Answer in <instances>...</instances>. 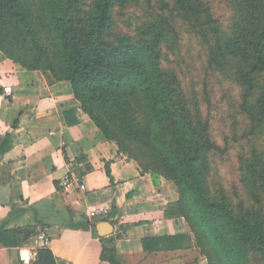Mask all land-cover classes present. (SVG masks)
Returning a JSON list of instances; mask_svg holds the SVG:
<instances>
[{
  "label": "trees",
  "instance_id": "1",
  "mask_svg": "<svg viewBox=\"0 0 264 264\" xmlns=\"http://www.w3.org/2000/svg\"><path fill=\"white\" fill-rule=\"evenodd\" d=\"M131 1L0 0V52L43 73L49 84L68 82L105 139L143 173L174 186L178 199L165 216L183 219L191 236L152 241H169L172 250L193 245L207 264H264V150L254 146L240 160L239 191H228L219 179L225 146L213 138L212 118L193 90L162 67L160 50L165 36L175 34L164 16L170 12L203 46L207 67L237 83L258 141L264 134L259 132L264 129V18L254 20L250 36H237V24L223 25L204 0H171L159 8L165 34L148 25L132 36L122 29L125 20L122 25L115 17V10ZM9 139L8 134L0 138V156ZM98 222L70 214L67 225L96 235ZM36 232L35 227L1 228L0 245L22 246ZM100 260L125 264L114 248L102 247ZM34 264H57V259L43 249Z\"/></svg>",
  "mask_w": 264,
  "mask_h": 264
},
{
  "label": "crops",
  "instance_id": "2",
  "mask_svg": "<svg viewBox=\"0 0 264 264\" xmlns=\"http://www.w3.org/2000/svg\"><path fill=\"white\" fill-rule=\"evenodd\" d=\"M6 134L9 149L0 156V229L46 230L57 264H108L100 260L102 247L114 248L125 264L206 262L193 245L172 250L169 241H152L191 236L183 219L165 216L177 201L170 183L143 173L105 139L68 82L49 84L43 73L28 71L0 52V138ZM70 173L77 180L65 184ZM70 214L109 222L112 234L71 229ZM31 248V240L14 248L0 245V264H21L20 254Z\"/></svg>",
  "mask_w": 264,
  "mask_h": 264
},
{
  "label": "rangeland",
  "instance_id": "3",
  "mask_svg": "<svg viewBox=\"0 0 264 264\" xmlns=\"http://www.w3.org/2000/svg\"><path fill=\"white\" fill-rule=\"evenodd\" d=\"M204 2L223 25L237 24L233 26L237 36L243 34L245 37L250 36L254 20L264 18V0H204ZM164 4H171V0H132L126 9L117 8L115 17L121 20L122 25H125L122 22L125 20L128 26L122 29L128 35H136L148 25H152L154 31L160 30L165 34L166 26L163 24L161 30L159 11ZM164 16L173 25L175 34L166 35L164 43L160 45L161 65L172 70L180 83H185L186 87L193 90L191 92L203 102L205 114L212 118L213 138L221 146H225L226 152L219 164L222 167L219 179L228 191L233 192L234 189L239 191L240 160H245L254 146L264 150V134L258 141L256 138L253 139L255 132L241 107V91L237 83L207 67L203 46L182 20L174 19L170 12ZM232 16L233 19L230 20ZM262 131L264 129L259 132ZM159 178L161 177L156 179ZM170 185L176 192L174 186L171 183ZM203 264H207V261Z\"/></svg>",
  "mask_w": 264,
  "mask_h": 264
},
{
  "label": "built area",
  "instance_id": "4",
  "mask_svg": "<svg viewBox=\"0 0 264 264\" xmlns=\"http://www.w3.org/2000/svg\"><path fill=\"white\" fill-rule=\"evenodd\" d=\"M7 93L10 95V92L7 91ZM77 180V177L75 174L70 173L68 174L65 179L64 183L69 184L70 182ZM83 189L84 187L81 185L80 187ZM32 242V248L30 252L23 251L24 253L20 254V262L21 264H34L37 258V253L39 250L48 249L50 245V238L47 235L46 230H40L34 235V237L31 239Z\"/></svg>",
  "mask_w": 264,
  "mask_h": 264
},
{
  "label": "water",
  "instance_id": "5",
  "mask_svg": "<svg viewBox=\"0 0 264 264\" xmlns=\"http://www.w3.org/2000/svg\"><path fill=\"white\" fill-rule=\"evenodd\" d=\"M98 236L107 237L112 234V225L109 222L98 223L95 227Z\"/></svg>",
  "mask_w": 264,
  "mask_h": 264
}]
</instances>
